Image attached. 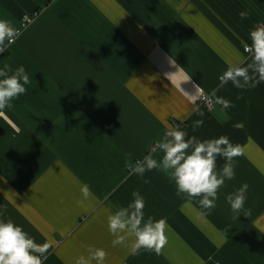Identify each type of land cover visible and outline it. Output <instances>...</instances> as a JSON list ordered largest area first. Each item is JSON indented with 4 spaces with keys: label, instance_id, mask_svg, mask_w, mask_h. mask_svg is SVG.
I'll list each match as a JSON object with an SVG mask.
<instances>
[{
    "label": "crops",
    "instance_id": "crops-1",
    "mask_svg": "<svg viewBox=\"0 0 264 264\" xmlns=\"http://www.w3.org/2000/svg\"><path fill=\"white\" fill-rule=\"evenodd\" d=\"M34 10L0 55V65H24L31 79L0 110V205L4 219L49 242L42 264H76L90 247L106 250L105 264H264V83L220 80L250 60L244 47L264 27V0H0V20L14 29ZM194 82L212 107L199 104ZM197 119L204 123L193 129ZM171 127L227 135L241 149L211 212L177 196L170 172L133 171L145 155L161 159L151 147ZM243 183L236 218L226 196ZM134 190L146 217L167 218L159 253L132 255L130 236L113 243L108 215Z\"/></svg>",
    "mask_w": 264,
    "mask_h": 264
},
{
    "label": "clouds",
    "instance_id": "clouds-1",
    "mask_svg": "<svg viewBox=\"0 0 264 264\" xmlns=\"http://www.w3.org/2000/svg\"><path fill=\"white\" fill-rule=\"evenodd\" d=\"M15 35V29L0 20V43L11 41ZM249 37L251 43L245 52L250 60L230 64L220 76L224 83L230 81L241 89L264 83V27L253 28ZM30 83L24 65L15 68L8 63L0 65V110L10 108L12 101L25 93ZM216 102L225 110L232 106V101L222 96L216 97ZM196 111L203 117L202 111L198 108ZM203 123V119H197L192 127L195 129ZM234 126L242 128L244 125L237 122ZM155 147L162 153L161 159L145 155L133 167L134 173L143 177L146 171L153 169L170 172L177 196L193 199L208 212L215 208L225 182L235 177V157L241 155L240 147L227 135L201 139L179 127L168 128ZM220 157L225 160L222 167L217 166ZM247 190L248 184L243 183L226 196L236 218L244 209ZM80 191L84 200L92 195L87 184L82 185ZM132 196L127 205L115 206V210L108 215V230L117 237L113 243H120L125 236H130L133 238L130 247L132 255H139L142 250L159 253L167 243V218L146 217L144 197L136 190ZM3 209L4 206L0 205V264H42L50 248L49 242H38L22 225L11 218L4 219ZM106 255L105 249L90 247L89 254L78 257L76 264H105Z\"/></svg>",
    "mask_w": 264,
    "mask_h": 264
},
{
    "label": "built area",
    "instance_id": "built-area-1",
    "mask_svg": "<svg viewBox=\"0 0 264 264\" xmlns=\"http://www.w3.org/2000/svg\"><path fill=\"white\" fill-rule=\"evenodd\" d=\"M38 14V11L37 10H34L33 12H30V13H26L24 15L21 16V19H20V26L15 28V31H16V35L11 39L14 40L16 38L17 35H19V33L23 30V28L26 27V25ZM8 42L9 40L3 42V43H0V55H3L6 50H7V47H8ZM249 46V45H246L244 47V49ZM194 85L198 88L199 90V96H198V102L199 104L203 105V106H206L208 108L212 107L213 106V98L211 96V94H209L208 92H206L205 90H203L198 84H196L194 82ZM155 146H152L151 149H154Z\"/></svg>",
    "mask_w": 264,
    "mask_h": 264
}]
</instances>
